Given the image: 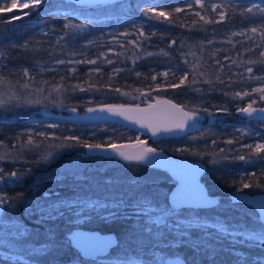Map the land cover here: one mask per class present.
I'll list each match as a JSON object with an SVG mask.
<instances>
[{
	"label": "trees",
	"instance_id": "trees-1",
	"mask_svg": "<svg viewBox=\"0 0 264 264\" xmlns=\"http://www.w3.org/2000/svg\"><path fill=\"white\" fill-rule=\"evenodd\" d=\"M141 1L121 0L110 4L122 5L111 13L90 15L82 19L70 18L60 12L53 13V4H57L58 0L40 3L35 8L29 6L28 15L25 16L49 25L57 36L50 34L52 31H34L26 20L8 21L5 17L7 12L0 11V36L7 37L0 43V53L3 54L0 55V90L19 95L20 101L16 104L3 103L4 106L0 107V155L8 154L7 159L0 160V169L5 173H26L18 183L0 182V195L16 201L15 215L31 230L30 235L26 233L19 238L22 247L41 245L45 239V228L53 229L56 234L55 249L31 254V260L41 264H62L80 258L67 235L72 231L74 217L65 214L61 219L44 224L34 223L37 216L25 215L24 204L19 202L21 197L27 200L41 197L44 191H57L60 197L77 195L81 200L98 201L104 205H112L113 201L122 196L130 204L141 193L164 200L173 185L167 172L159 166L123 163L113 156L102 154L81 156L82 146L50 148L49 145L59 144L68 136L79 137L87 143L102 144L109 141L133 142L137 137L142 138L134 130L113 124H85L69 120L64 114L72 108L81 112L103 104H145L158 96L180 104L187 111L207 107L214 115L207 117L202 114L200 118L204 121L210 119L208 125L178 138H164L154 142L147 140L146 144L170 155L198 160L204 164L205 170L200 181L208 193L219 196L221 208L212 206L196 209L206 214L210 221L223 217L233 225L247 224L250 229L257 227V211L249 203L237 199L236 194L264 193V187H242L243 183L264 185V152L254 155L248 147H244L251 145L254 149L257 143H264V123L257 120V117L238 113L237 108L246 107L253 100V107L264 106V101L258 98L260 93L252 92L253 88L264 87V79H255L264 77V62L252 65L248 63L250 60L264 61V57L260 56L264 52V42L260 36L245 31L264 24V18L260 14L241 12V7H251L253 2L261 3V0H201L204 7L194 0H164L159 8L169 14L168 20H149L143 15L147 9ZM213 2L218 6L227 5V8L218 7L213 11ZM189 4L192 5L191 8L187 7ZM65 5L78 11L101 6H80L70 2ZM176 8L184 11L175 12ZM219 11H226L223 22L205 24L200 20V16L213 21L219 20ZM69 21L73 24H85L87 27L65 29L64 25ZM137 21L140 22L139 28L143 26L144 37H139L135 26ZM193 21L196 23L193 24ZM122 32H130L131 35L123 37L110 47L100 45L102 41H107V36H117ZM234 32L237 35L233 36ZM132 40H137L141 46L129 44ZM89 41L92 43H88ZM25 44L27 47H24ZM108 47L112 52H107ZM245 49L252 51L247 52ZM164 52L168 55H164ZM101 53L104 56H100ZM146 53L153 55L148 56ZM138 56L140 59H137ZM225 56L228 57L227 60L224 59ZM69 58L73 59V63H56L57 60ZM105 58L112 60V63L105 62ZM84 60H97V63H75ZM216 61H220L225 67L220 69ZM193 65L196 66L197 73L205 74L202 77L197 74L195 83L191 70ZM249 66L253 68L251 73L246 70ZM96 67L101 71H91ZM24 69L28 70L27 75H24ZM186 71L188 76L185 84L170 87L171 84L179 85ZM165 72L169 75H162ZM153 76H156L155 80L152 79ZM217 76L224 84L216 81ZM205 80H212L213 85L205 83ZM24 84L28 86L23 87ZM90 84L95 85V90H79L80 87L87 89ZM57 85L62 86V90L51 91ZM213 86L215 90H212ZM39 88H43V91H37ZM73 88L76 90L73 91ZM244 92L251 95L243 96ZM234 93H241L243 98L234 96ZM26 96L39 97L40 103H22ZM225 107L227 112H216L217 108ZM34 117H46L47 120L58 123V127L39 128L29 124V120ZM100 125L106 128L96 129ZM90 126L92 127L89 128ZM29 131L33 133V142L40 147L34 151L25 149L21 152V144L27 142L28 136L18 134ZM41 131L53 133L54 136L45 139L36 135ZM194 136L198 139L193 140ZM229 140L233 143H227ZM193 150L202 154L193 155ZM48 151L52 152V156L46 161L42 160L41 153L47 154ZM17 153L20 155L13 159ZM239 155H244L246 159H234ZM224 156L230 159L224 160ZM213 160L217 163H213ZM77 174H81V178L75 179ZM57 176L60 177L59 181L55 179ZM133 176L147 178V183L139 189L133 188L126 182L127 178ZM50 177L53 179H49ZM108 178H113L116 182L106 183ZM53 199L57 197L53 196ZM6 212L7 209L2 208L0 217H4ZM101 213L88 215L87 219L75 225L81 230L113 232L119 242L114 251L136 254L139 249L143 251L141 258L145 261H152L146 253L155 250L165 257L180 255L187 264L233 263L235 257L228 249L233 248L234 244L250 257L264 256V249L260 247L248 243H230L225 239L217 241L215 235L207 241L216 248L214 257L203 250L197 253L192 247L181 245H174L172 249L162 245L163 252L159 249L145 251L134 243V217L105 222L101 218L105 215ZM201 235L198 228L192 230L194 239ZM0 264L17 263L0 258Z\"/></svg>",
	"mask_w": 264,
	"mask_h": 264
},
{
	"label": "snow or ice",
	"instance_id": "snow-or-ice-1",
	"mask_svg": "<svg viewBox=\"0 0 264 264\" xmlns=\"http://www.w3.org/2000/svg\"><path fill=\"white\" fill-rule=\"evenodd\" d=\"M49 0H34V3L32 4V7L35 8L40 3H48ZM196 3L201 4V7H204V5L201 3V0H195ZM261 4H264V0H261ZM261 4H253L251 7L243 8L241 7V12H247V13H253V14H260L262 18H264V6H261ZM65 5L60 4H53V7L59 8ZM21 7H29L28 4H23ZM188 8H191L192 5H187ZM227 8V5H216L212 4L211 8L213 11H216L217 8ZM235 7V5H233ZM255 10V11H254ZM175 12H183L184 9L182 8H176L174 9ZM219 20L213 21L206 19L204 16H200V20L204 21L205 24L207 23H220L223 22L226 18V11H219L218 13ZM25 15H28V13H25ZM143 15L147 17L149 20L155 19L160 20L163 18L164 20H168L169 14L164 11H157L156 8H148ZM199 15V13H197ZM196 21H193V24H195ZM87 27L85 24H73L71 21L66 23L64 25L65 29H83ZM245 31H250L251 33L255 34L259 32L260 39L262 42H264V24L258 26V27H252L251 29H247ZM137 32L139 33V37H144L143 32V26L141 28L137 29ZM240 34H243L240 33ZM122 36L131 35V33H121ZM154 35V33H153ZM233 36L237 35V33H232ZM138 37V39H139ZM147 37H145L146 39ZM4 39H7L6 36H0V43L3 42ZM62 39V38H61ZM114 40H116V37H113ZM88 43H92V41H89ZM172 43H175L173 41ZM208 43H211V41H208ZM129 44L135 45L136 47H140V43L137 42V40L129 41ZM24 47H27V44L24 45ZM123 47V45H121ZM111 50V49H110ZM163 51V50H161ZM247 52H251V49H245ZM0 55H3L0 53ZM146 55L151 56L153 53H146ZM164 55H168L167 52H164ZM213 55H215L213 53ZM100 56H104L103 53L100 54ZM261 57H264V52L260 53ZM97 59H100V57H97ZM137 59H140L138 56ZM225 60L228 59L227 56L224 57ZM105 62L111 64L112 60L106 59ZM264 61H248L250 65L260 63ZM56 63L63 64L65 61L63 60H57ZM68 63H73L72 61H68ZM75 63H88V64H96L97 60H84V61H76ZM216 63L219 65L220 69H223L225 66L220 61H216ZM235 63V62H233ZM193 72V83L196 82L195 77L198 74L199 76H204L205 74L203 72L197 73L196 66L193 65L192 67ZM247 72L251 73L253 71V68L251 66L247 67ZM43 71V69H41ZM74 71V69H72ZM91 71L100 72L101 69L99 67H96L92 69ZM28 74V70L24 69V75ZM139 75V73H137ZM164 76H168L169 73L165 72L162 73ZM188 72L186 71L184 74V77L180 79V83L178 84H171L170 87L176 88L180 85L185 84V80L187 79ZM63 79V77H61ZM153 80L156 79V76L152 77ZM255 79L260 80L264 79V77H255ZM216 81H218L220 84H224V81L220 80L219 76L216 77ZM205 83L209 85H213L212 80H205ZM231 83V80L229 81ZM27 84H24L23 87H27ZM159 87V86H158ZM62 90V86L57 85L51 89V91L60 92ZM73 91L76 90V88L72 89ZM80 91H86V90H95V85H88V88L85 89L83 87L79 88ZM212 90H215V87L213 86ZM37 91H43V88L37 89ZM117 92H119V89H116ZM196 91H200V89H196ZM252 92L260 93L259 100L264 101V87L259 88H253ZM51 94V93H49ZM126 94V93H125ZM228 93H225L227 95ZM251 93L244 92L243 96H250ZM234 96H240L241 99L243 96H241V93H234ZM28 103H40V101H28ZM164 104L169 106L170 111L165 116H161L160 113L152 111L151 109H154L155 105H150L149 108H125L123 105H106L102 106L99 111L100 112H109L114 116H122L125 120L132 121L134 123H137L140 125L141 128H148L151 130V133L153 136H156L160 132L164 133H170L174 131H183L186 127L196 129L199 124V118L202 114H206L207 117H211L214 115L212 111H210L207 107H202L199 109H194L193 111H184L183 108L179 105L173 104L171 101H163ZM255 103V100L252 101V103H249L246 107H238L237 112L243 115H246L247 117H253L254 114H259V116L256 118L261 123H264V107H253V104ZM3 103L0 102V107H3ZM62 106V105H58ZM71 111L73 113L77 112L76 108H72ZM88 112H95L97 109L88 108ZM228 109L225 108H217L216 112H227ZM131 113H137L140 115H132ZM192 122V123H189ZM49 128H56L58 125H49ZM19 136L27 135L28 140L25 144H21V152L25 149L29 151H34L40 147L39 144H36L33 142V133L31 131L26 133H20ZM39 137H44L47 139L49 136H54L53 133H48L41 131L39 133H36ZM193 140L198 139V137H192ZM215 143V141H213ZM227 143L231 144L233 141L229 140ZM77 146H82L84 148H87L89 150L92 149H99L101 151H108L111 150L114 156H118L122 158L125 161L129 162H144L149 161L151 159H155L157 156L155 155L157 153V149L153 147L146 146L145 142L140 140L139 137L136 138L135 144H118L113 143L109 141L107 144L102 143H87L82 141L79 137L76 136H68L64 137L63 141L59 144L55 145H49L50 148H73ZM244 147H248L251 152L256 155L261 152H264V143H257L252 148L251 145H246ZM179 151H187V149H178ZM223 152V150H221ZM193 155H201L202 153L193 150ZM20 153H17L16 156L13 157V159L18 158ZM52 156V152L48 151L47 154L41 153V159L42 160H48V158ZM8 154L4 153L0 155V160L7 159ZM251 157H249L250 159ZM224 160L230 159L228 156L223 157ZM234 159L238 160H245L246 157L244 155H239L237 157H234ZM213 163H217L216 160L212 161ZM39 163V161H37ZM134 166V165H133ZM31 170L29 169L28 172ZM26 173H21L18 175L17 171H13L11 173H5L3 169H0V182H5L7 184H14L20 182L22 179V176ZM264 175V173H262ZM75 179L81 178V174H77L74 176ZM53 179V178H49ZM57 181L60 180V177L57 176L55 178ZM116 182L113 178H108L106 180V183H114ZM129 185H131L133 188L139 189L143 187L144 184L147 183V178L143 177H129L126 181ZM252 186L256 187H264V185H250L248 183H243V188H249ZM53 196L57 197V199H53ZM239 197V196H238ZM206 202L208 205H213V199L211 197H205L202 193L197 194L195 197H193L192 194L181 192L176 195L175 200L171 204L166 202V200H157L148 194L141 193L138 196H136L135 199L132 200L131 204H129L128 200L124 199L122 196L113 201V210L109 211L107 215L102 216L101 218L105 222H111L119 219H127L130 216L135 218V246L142 247L145 249V251H150L154 249H159L161 252L164 251V248L162 245H166L168 249H172L174 245H181V246H188L192 247L193 250L197 253H200L202 250L205 252H208L210 256L214 257L216 253V248L214 246H210L207 241L215 235L216 240L219 241L220 239H230V243L236 241L237 236L242 237V239L239 241L241 244L246 243H252L256 247L264 248V217H258L255 224L257 227L255 228H249L247 224L245 225H233L230 224L225 218L221 217L218 219H215L213 221V230L208 231V220L207 218L201 217L195 213L191 215H184L186 211H190L187 206L190 205V201L193 199ZM20 203L24 204V210L25 215L27 217H31L32 215L37 216V220L34 221V223H41L44 224L47 221H54L57 219H61L65 216V214H71L74 218L77 219H87L88 215H92L93 213L99 214V211L106 210L107 205L101 206L98 201H87V200H81L77 195H74L73 197H60L59 192L57 191H44L42 193L41 197H36L33 199H24L21 197ZM231 203V201L229 202ZM264 205V203H262ZM215 208L219 209L221 208V205L219 203H216L213 205ZM0 208L7 209V212L5 213L4 217H0V228H4L5 226V219L9 221H16V223L13 224V227L16 228V235L17 236H24L26 233L31 234V230L28 229L26 226L22 224V222H19L18 217L15 215L16 212V201L10 200L9 197L6 195H0ZM127 209H131L132 211L129 212ZM210 210V209H209ZM198 228L202 235L199 238L194 239L192 237V230ZM44 241L41 243L40 248L38 251L40 252H48L50 250L55 249L56 247V234L55 231L51 228H45L44 232ZM109 245L105 243L103 247L100 250H103V248L108 247ZM119 246V242L118 245ZM33 251H37V249H34ZM233 256L235 257L233 264H264V257H250L248 254L239 251L235 244L233 248L228 249ZM153 264H185L184 260L180 258L178 255L175 260H165L163 256H161L159 259L156 258L155 261H153Z\"/></svg>",
	"mask_w": 264,
	"mask_h": 264
},
{
	"label": "water",
	"instance_id": "water-1",
	"mask_svg": "<svg viewBox=\"0 0 264 264\" xmlns=\"http://www.w3.org/2000/svg\"><path fill=\"white\" fill-rule=\"evenodd\" d=\"M66 1H70L73 4L80 5V6H91V5L114 3L119 0H66ZM163 101H171L173 104L181 106L180 104L168 98L158 96V97L153 98L151 102H148L145 104H124V105L123 104H103V105L90 107L93 109H97V111L95 112H88L87 111L88 108H87L86 110L81 111V112L73 113L72 111H69L68 113L64 114V117L69 120H72L75 122H81L85 124H113L115 126H121L127 129H131V130L138 132L142 136L140 140L144 141L145 144L147 140L154 142V141H157L159 139H164V138H178L188 133H191L195 130V129L186 127L183 131L177 130V131L170 132V133L160 132L156 136H153L151 133V130L148 128H141L139 124L134 123L132 121L125 120L124 117L122 116H118V115L114 116L109 112L99 111V109L102 106H106V105H117V106L123 105L126 109L127 108L135 109L137 107L147 109L149 108L150 105H155L156 107L151 110L160 113L161 116H165L170 111V109L168 105L163 103ZM183 110L187 111L184 108ZM40 111L42 112L43 110L41 109ZM131 114L140 115L137 113H131ZM258 116L259 114L253 115V117H258ZM210 121H211L210 119H207L201 122L199 118V124L197 128L208 125ZM189 123H192V122H189ZM115 143L135 144L136 141H133V142L122 141V142H115ZM146 146L148 145L146 144ZM90 154H102L104 156H113L123 163L129 162V161L123 160L122 158L118 156H114L111 150H108V151H101L99 149L89 150L83 147L82 150L80 151L81 156H88ZM155 155L157 157L155 159H151L150 162L144 161V162H139V163H143L148 166H159L167 172L170 179L173 181V185L171 186V188L168 190L166 194V202L171 204L173 200H175V197L177 194L181 192H185V193L192 194L193 197H195L197 194L202 193L205 197H211L213 199V205L216 203H219V196L208 193L206 191V188L200 181V176L205 170V166L201 161L194 160V159H188V158L180 157V156H173L159 149H157V153ZM236 198L249 203L257 211L259 217H264V205H262V203H264V193L237 194ZM213 205H208L206 202L199 201L194 198L192 201H190V205H188L187 207L208 208V207H212ZM1 211H2V208H0V213ZM67 235H68L70 244L78 252L79 257L85 258V259L86 258L92 259V258L105 255L112 248H114L118 243V240L113 232H101L97 229H83L80 231L72 230ZM105 243H107L109 246L106 248H103V250H100ZM177 256L178 255H172V256L166 257L165 260H175ZM180 258L184 260V258H182L181 256ZM184 262L185 264H187L185 260ZM86 264H89V263H86ZM209 264H214V263H209ZM222 264H233V263H222Z\"/></svg>",
	"mask_w": 264,
	"mask_h": 264
},
{
	"label": "rangeland",
	"instance_id": "rangeland-1",
	"mask_svg": "<svg viewBox=\"0 0 264 264\" xmlns=\"http://www.w3.org/2000/svg\"><path fill=\"white\" fill-rule=\"evenodd\" d=\"M60 1H62V2H60ZM119 1H121V0H119ZM168 1H171V0H168ZM67 2H70V1L58 0L57 4L65 5ZM141 2L146 5V9L156 8L157 11H162L161 8H159V7H160L161 3L165 2V1L164 0H142ZM33 3H34V0H2L0 2V4L2 5V7H0V11L7 12V15L5 17L8 21L13 22V21H17V20H26V23L28 24V26L32 27L34 29V31L50 33L52 31V29L50 28L49 25H46L45 23H42L41 21L33 20L31 17L25 16V13L28 12V7L27 8L21 7V5L28 4L29 6H32ZM70 3H72V2H70ZM114 3H116V2H114ZM253 3L254 4H261L258 1H255ZM110 4H112V3L100 4L101 6H99V7H95L92 9H90V8L89 9H82L80 11L72 10L70 7L65 5V6L53 9L52 12L56 13V14H57V12H60L62 14H67V16L70 18L82 19V18L89 17L90 15H97V14L103 15L105 13H111L114 10L118 9L119 6L121 5V3H118L120 5H116V6H111ZM196 4H198V3H196ZM213 4H215V2H213ZM91 6H93V5H91ZM139 24H140V22L137 21L135 24L136 29H138L140 27ZM122 33H124V32H122ZM249 33H251V32L249 31ZM50 34L55 36L57 33L52 31ZM120 34L117 36L116 35L107 36V38H106L107 41H102V43H100V45L101 46H109V47L116 45L118 43V41H120L123 37H125V36H122ZM255 34L260 36L259 32L255 33ZM113 37H116V40H114ZM109 47L106 49L107 52H112V49ZM64 61L66 63H68V61L73 62V59L69 58V59H66ZM39 100H40L39 97H36V96H34V97L33 96H26V97H24V99L21 102L24 104H27V105H32L35 103H28V101H39ZM0 102H2V103L12 102L14 104L19 103L20 102L19 101V95H16L15 93H10L8 91H3V89H1L0 90ZM29 124L36 125L39 128L41 126L47 127V126L53 125V124L58 125V123H56L50 119L47 120L46 117L40 118V119H36V117H34L33 119L29 120ZM91 127L92 126H90L89 128H91ZM103 128H106V127H104L102 125L96 127V129H103ZM164 200H166V195H165ZM99 204L101 206H104V204H101V203H99ZM107 206L108 207L106 210H101L99 212H102L101 214L107 215L109 211L113 210V205L109 204ZM187 208L190 211H186L184 213V215H191V214L195 213L201 217L207 218L208 228H211V231L213 230V222L210 221L209 217L206 216V214L199 212V210L196 208H192V207H187ZM127 211L131 212L132 210L127 209ZM81 220H83V219L74 218L72 220V222H73L72 223L73 224L72 230H75V231L81 230L75 225V223L77 224ZM19 222H21V221H19ZM14 223H16V221H9V220L5 219L4 228H0V258L6 259L7 261H11V262L17 263V264H41L40 262L31 260L29 257L31 254H36V252H40V251H38V249L40 248L41 245L34 246L33 248H26L27 246L25 247V245H24V247H22V245L20 244V241H19V238L21 236L16 235V228L13 227ZM22 224L27 227V225L24 224L23 222H22ZM230 239L231 238H228L225 240L230 241ZM241 239H242V237L237 236L236 241H234V242L240 243L239 241ZM248 244H252V243H248ZM252 245H254V244H252ZM114 248H112L105 255H102V256H99L96 258H92V259L78 258V259H75L73 261H65L62 264H86V263H89V264H153L151 262L155 261L156 258L159 259L161 257V255L154 250V252L151 251V252L146 253L149 255V258L152 259V261H145L141 258L142 254H143L142 250L138 249L136 251V254H134V253H128V252H124V251L116 252V251H114ZM34 249H37V251H33ZM262 249H264V248H262ZM163 257H164V259L166 258L165 256H163ZM254 257H264V256H254Z\"/></svg>",
	"mask_w": 264,
	"mask_h": 264
},
{
	"label": "flooded vegetation",
	"instance_id": "flooded-vegetation-1",
	"mask_svg": "<svg viewBox=\"0 0 264 264\" xmlns=\"http://www.w3.org/2000/svg\"><path fill=\"white\" fill-rule=\"evenodd\" d=\"M200 121L203 122L204 120H201V118H200ZM201 175H202V174H201ZM236 195H237V194H236Z\"/></svg>",
	"mask_w": 264,
	"mask_h": 264
}]
</instances>
